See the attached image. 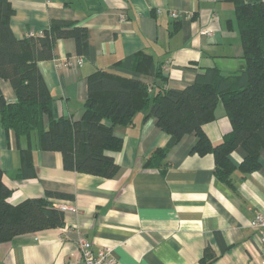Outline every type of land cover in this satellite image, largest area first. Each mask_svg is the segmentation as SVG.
I'll use <instances>...</instances> for the list:
<instances>
[{
    "label": "crops",
    "instance_id": "crops-1",
    "mask_svg": "<svg viewBox=\"0 0 264 264\" xmlns=\"http://www.w3.org/2000/svg\"><path fill=\"white\" fill-rule=\"evenodd\" d=\"M251 2L261 0H248ZM11 25L18 38L42 30L53 19L77 21L89 33V54L79 62L76 41L59 39L56 57L39 62L53 94L56 116L80 120L88 95V76L102 67L126 74L115 63L139 51L154 56L168 73L169 88L192 84L207 68L233 71L243 63L242 40L232 2L225 0H11ZM176 11L182 15L173 16ZM231 20V24L229 23ZM154 81L152 78H143ZM7 101L16 93L0 80ZM204 128L214 144L232 129L223 103ZM139 111L133 125H116L124 140L116 153L119 171L111 178L67 170L59 151L38 148L37 137L19 142L0 121V167L12 189L9 201L19 204L46 191L70 194L75 210L65 211V225L19 235L0 242V264H78L79 241L94 251L109 247L119 264H264V248L250 226L264 212V149L261 167L245 174L239 169L247 155L242 146L230 154L236 165L235 187L215 174L213 153L192 152L198 137L185 134L171 146L166 163L146 164L170 134L153 116ZM111 124L110 121L104 120ZM31 152L35 174L21 176L20 149ZM208 258V256H207Z\"/></svg>",
    "mask_w": 264,
    "mask_h": 264
},
{
    "label": "trees",
    "instance_id": "trees-1",
    "mask_svg": "<svg viewBox=\"0 0 264 264\" xmlns=\"http://www.w3.org/2000/svg\"><path fill=\"white\" fill-rule=\"evenodd\" d=\"M225 1L234 5L242 40L243 63L237 69L207 68L197 74L192 84L169 88L164 67L156 63L152 54L139 51L115 63L130 74L102 67L89 74L84 114L80 120H73L56 116L55 98L38 64L54 59L56 43L64 38H73L77 53L88 56V28L77 21L53 19L48 27L31 30L34 33L29 31L18 38L11 25L15 8L11 0H0V80H8L17 97L7 101L0 84L1 123L15 134L17 142L35 135L38 148L61 152L65 169L111 178L120 169L116 153L124 145L114 127L133 125L136 114L145 110V118L155 117L158 125L170 134L167 146L157 148L147 165H167L165 157L170 147L185 134L195 133L198 140L192 152L213 153L216 177L235 187L232 175L237 167L230 159L232 151L238 146L247 151L239 166L245 177L261 167L264 149V0ZM220 103L232 129L214 144L204 126L215 119ZM20 153L21 176L35 174L31 152L21 148ZM3 174L0 167V242L65 225L64 211L49 198L72 195L46 191L42 197L13 204L9 201L12 189L4 183ZM214 259V254L206 249L202 264H210Z\"/></svg>",
    "mask_w": 264,
    "mask_h": 264
},
{
    "label": "built area",
    "instance_id": "built-area-1",
    "mask_svg": "<svg viewBox=\"0 0 264 264\" xmlns=\"http://www.w3.org/2000/svg\"><path fill=\"white\" fill-rule=\"evenodd\" d=\"M173 16L179 17L182 14L176 11L172 12ZM34 33L31 31L30 34ZM79 62H84V57L79 58ZM56 207L62 211L75 210L73 204L69 201H55ZM250 226L258 233L261 244L264 248V212L257 211L254 217L250 221ZM78 264H119V262L113 257L112 250L109 247L94 251L92 243L85 237H82L79 241L78 249Z\"/></svg>",
    "mask_w": 264,
    "mask_h": 264
}]
</instances>
